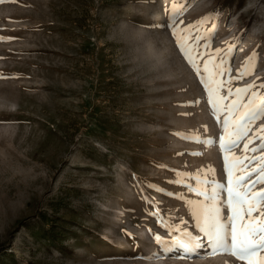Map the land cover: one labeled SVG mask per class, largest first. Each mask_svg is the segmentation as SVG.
<instances>
[{"label": "rangeland", "instance_id": "obj_1", "mask_svg": "<svg viewBox=\"0 0 264 264\" xmlns=\"http://www.w3.org/2000/svg\"><path fill=\"white\" fill-rule=\"evenodd\" d=\"M214 3L0 0V264H264V0Z\"/></svg>", "mask_w": 264, "mask_h": 264}, {"label": "trees", "instance_id": "obj_2", "mask_svg": "<svg viewBox=\"0 0 264 264\" xmlns=\"http://www.w3.org/2000/svg\"><path fill=\"white\" fill-rule=\"evenodd\" d=\"M190 1L193 0H177L178 4L180 5ZM243 4L244 0H215L214 6L211 10L214 12L223 13L224 11L231 10L233 7L241 8Z\"/></svg>", "mask_w": 264, "mask_h": 264}]
</instances>
